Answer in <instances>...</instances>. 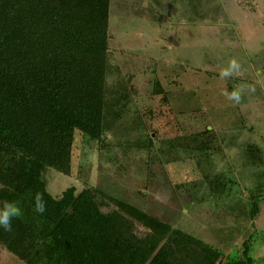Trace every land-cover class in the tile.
<instances>
[{
  "label": "rangeland",
  "instance_id": "obj_1",
  "mask_svg": "<svg viewBox=\"0 0 264 264\" xmlns=\"http://www.w3.org/2000/svg\"><path fill=\"white\" fill-rule=\"evenodd\" d=\"M109 15L103 134L75 132L48 191L92 188L103 212L124 200L224 255L252 236L264 261V0H110ZM191 136L209 148H180ZM0 264L24 263L0 243Z\"/></svg>",
  "mask_w": 264,
  "mask_h": 264
},
{
  "label": "trees",
  "instance_id": "obj_2",
  "mask_svg": "<svg viewBox=\"0 0 264 264\" xmlns=\"http://www.w3.org/2000/svg\"><path fill=\"white\" fill-rule=\"evenodd\" d=\"M109 3L0 0V199L23 208L0 243L24 264H214L220 256L218 264H264L250 255L252 236L224 255L124 200L111 198L115 209L103 212L92 188L48 191L45 169L70 173L75 132L103 134ZM179 146L209 143L191 136ZM36 191L47 201L43 216L32 212Z\"/></svg>",
  "mask_w": 264,
  "mask_h": 264
},
{
  "label": "clouds",
  "instance_id": "obj_3",
  "mask_svg": "<svg viewBox=\"0 0 264 264\" xmlns=\"http://www.w3.org/2000/svg\"><path fill=\"white\" fill-rule=\"evenodd\" d=\"M240 64L236 59H230L227 66L222 68L219 75L222 78L231 77L233 74L240 72ZM230 100L239 102V91L225 92ZM12 189L9 188V191ZM32 212L34 215L43 216L47 211V201L44 198V193L36 191L31 196ZM23 215V208L19 200L14 199H0V230L8 233L14 231V220L21 218Z\"/></svg>",
  "mask_w": 264,
  "mask_h": 264
}]
</instances>
